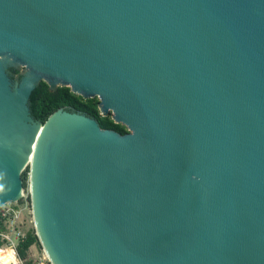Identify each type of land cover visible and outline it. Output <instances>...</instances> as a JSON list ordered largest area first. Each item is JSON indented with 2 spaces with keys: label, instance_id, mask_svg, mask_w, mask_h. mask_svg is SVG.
I'll use <instances>...</instances> for the list:
<instances>
[{
  "label": "water",
  "instance_id": "1",
  "mask_svg": "<svg viewBox=\"0 0 264 264\" xmlns=\"http://www.w3.org/2000/svg\"><path fill=\"white\" fill-rule=\"evenodd\" d=\"M27 168L51 264H264V0H0V208Z\"/></svg>",
  "mask_w": 264,
  "mask_h": 264
},
{
  "label": "trees",
  "instance_id": "2",
  "mask_svg": "<svg viewBox=\"0 0 264 264\" xmlns=\"http://www.w3.org/2000/svg\"><path fill=\"white\" fill-rule=\"evenodd\" d=\"M13 73H18L17 70L11 69ZM98 98H84L81 95L73 93L69 87L58 86L55 89H50L49 85L41 81L31 92L29 98V107L32 116L45 122L49 115L53 113L58 108H65L68 110H75L85 113L86 115L95 118L100 127L104 129H112L120 134L127 133L125 126L115 123L111 115L102 116L100 114ZM28 168L23 173L24 188L26 187ZM4 227L0 223V231ZM4 239L0 237V247L3 245ZM40 246L38 238L35 234L34 229L29 230L23 237L20 238L15 251L20 259H25L27 256V250L32 246ZM25 264H30V261H26Z\"/></svg>",
  "mask_w": 264,
  "mask_h": 264
},
{
  "label": "rangeland",
  "instance_id": "3",
  "mask_svg": "<svg viewBox=\"0 0 264 264\" xmlns=\"http://www.w3.org/2000/svg\"><path fill=\"white\" fill-rule=\"evenodd\" d=\"M19 67L21 69L18 70V73H16L17 75L26 72V69L23 66ZM26 184L23 196L17 202L8 203L0 208V223L4 227V229L0 231L1 238L4 239V243L0 248L1 254H3V259L7 261L6 264L20 262L21 259L17 255L14 256L13 251L21 237L31 229H34L35 231L28 182H26ZM44 253L41 245H32L27 250L26 258L21 261H30L32 264H51Z\"/></svg>",
  "mask_w": 264,
  "mask_h": 264
},
{
  "label": "bare ground",
  "instance_id": "4",
  "mask_svg": "<svg viewBox=\"0 0 264 264\" xmlns=\"http://www.w3.org/2000/svg\"><path fill=\"white\" fill-rule=\"evenodd\" d=\"M30 159H31V160H30V162L28 163V166H29V164H30V163L32 162V160H33V154L30 156ZM28 171H29V170H28ZM29 191H30V189H29ZM44 252H45V253H44L45 256L48 257V259H49V261H50L51 259H50L49 255H48V253H47L46 251H44ZM4 260H5V259H3V257L0 256V263L3 262ZM6 262H7V261L5 260L4 263L6 264Z\"/></svg>",
  "mask_w": 264,
  "mask_h": 264
},
{
  "label": "built area",
  "instance_id": "5",
  "mask_svg": "<svg viewBox=\"0 0 264 264\" xmlns=\"http://www.w3.org/2000/svg\"><path fill=\"white\" fill-rule=\"evenodd\" d=\"M0 237H1V235H0ZM1 239H3V238H1ZM13 254H14V256L17 255L15 250L13 251ZM4 255H5V254H4ZM0 256L3 257V254H1V248H0ZM21 260H23V259H21ZM21 260H20L19 263H20V264H25L26 261L23 262V261H21ZM0 264H4V263L1 262ZM8 264H9V263H8ZM30 264H32V263H30Z\"/></svg>",
  "mask_w": 264,
  "mask_h": 264
},
{
  "label": "clouds",
  "instance_id": "6",
  "mask_svg": "<svg viewBox=\"0 0 264 264\" xmlns=\"http://www.w3.org/2000/svg\"><path fill=\"white\" fill-rule=\"evenodd\" d=\"M10 264H20V263L13 262V263H10Z\"/></svg>",
  "mask_w": 264,
  "mask_h": 264
},
{
  "label": "flooded vegetation",
  "instance_id": "7",
  "mask_svg": "<svg viewBox=\"0 0 264 264\" xmlns=\"http://www.w3.org/2000/svg\"><path fill=\"white\" fill-rule=\"evenodd\" d=\"M10 72H12L11 69H10ZM12 73H13V72H12Z\"/></svg>",
  "mask_w": 264,
  "mask_h": 264
}]
</instances>
